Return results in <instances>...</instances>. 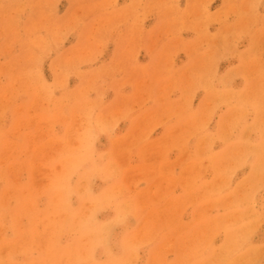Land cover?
<instances>
[{
  "label": "rangeland",
  "instance_id": "1",
  "mask_svg": "<svg viewBox=\"0 0 264 264\" xmlns=\"http://www.w3.org/2000/svg\"><path fill=\"white\" fill-rule=\"evenodd\" d=\"M0 264H264V0H0Z\"/></svg>",
  "mask_w": 264,
  "mask_h": 264
},
{
  "label": "bare ground",
  "instance_id": "2",
  "mask_svg": "<svg viewBox=\"0 0 264 264\" xmlns=\"http://www.w3.org/2000/svg\"><path fill=\"white\" fill-rule=\"evenodd\" d=\"M233 197V196H232Z\"/></svg>",
  "mask_w": 264,
  "mask_h": 264
}]
</instances>
